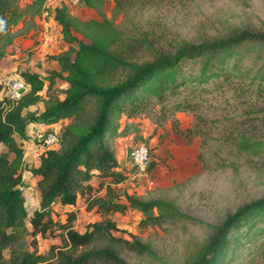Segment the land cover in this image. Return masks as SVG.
Here are the masks:
<instances>
[{"label":"trees","instance_id":"16d2710c","mask_svg":"<svg viewBox=\"0 0 264 264\" xmlns=\"http://www.w3.org/2000/svg\"><path fill=\"white\" fill-rule=\"evenodd\" d=\"M41 1L17 9L13 0H0V58L11 44V24L25 18L17 34L33 29L36 4ZM111 1L107 18L101 11V0H79L78 6L90 7L99 16L85 21L73 17L65 3L56 7L53 18L68 46L48 58L56 61L59 70H50L44 77L22 70L19 74L29 84L28 91L16 100L0 97V144L5 148L0 152V264H129L119 255L120 249L137 255H152V251L131 234L114 235L117 228L109 214L135 210L140 213L137 225L143 228L196 222L171 200L141 197L118 186L127 176L117 168L113 139L137 133L133 118L138 115H147L155 128L169 121L172 133L185 144L199 137L200 149L218 139L239 153L264 155V103L258 108H245L219 124V120L194 114L192 124L181 128L174 116L177 112L196 111L208 94L214 97L229 84L237 96L246 92L264 95V58L258 62L255 54L242 62L241 48L256 44L263 46L264 52V31L242 30L225 39L166 42L146 30L126 32L113 22L119 15L126 17L163 0ZM55 79L67 84L62 97L52 86ZM43 80L47 81L44 97L37 93ZM1 89L0 83V93ZM184 91L188 93L182 95ZM37 101L43 103L41 111L26 109ZM60 119H68V123L58 129L57 145L44 148L36 166H25L36 177L38 193L27 228L23 223L24 194L19 190L22 149L15 137L24 139L25 126L31 122L50 124ZM51 130L40 131L36 143ZM213 131L217 136H212ZM9 153L13 154L11 159ZM93 176L105 183L94 188L90 184ZM98 188H102V194H98ZM78 196L83 198L85 211L100 217L82 232L73 229V210L62 211L63 222L51 217L54 203L60 208L74 206ZM54 229H58L56 234ZM20 234L30 237L33 249L12 252L4 260L2 250L17 243ZM48 235L59 236L60 244H51L45 254L37 253L36 237ZM258 238L261 240L255 244ZM244 246L254 248L264 263V196L227 213L213 226L188 264H230Z\"/></svg>","mask_w":264,"mask_h":264},{"label":"rangeland","instance_id":"374dc122","mask_svg":"<svg viewBox=\"0 0 264 264\" xmlns=\"http://www.w3.org/2000/svg\"><path fill=\"white\" fill-rule=\"evenodd\" d=\"M33 1L13 0V6L21 9L24 4ZM65 1L73 17L78 15L87 19L85 9L78 4L69 3L68 0H42L37 3L36 13L46 21L49 19L50 23H46L42 30L38 28L25 36L23 48L10 45L5 47L0 58L1 84L8 78L20 76L19 72L22 70L38 73L42 77L50 70H58L57 63L48 56L64 49L68 44L63 41L51 18L54 19V9ZM106 8V17L109 18L112 7ZM97 17L99 19L98 15ZM21 21L19 19L11 24L12 38L20 30ZM113 22L121 25L120 28L126 32L146 30L166 42L225 39L242 30L264 31V0H163L156 5L130 12L126 17L119 15ZM73 34L83 42H88L79 34ZM73 45L76 46L75 43ZM241 48L244 51L242 62H248L255 54L259 56L258 62L264 58L261 50L263 46L244 44ZM259 50L261 53H258ZM42 82V88L37 93L44 96L47 81ZM66 86L65 81L57 79L53 88L61 96V91ZM231 86L233 85H225L214 97L208 94L203 106L194 112L175 113L179 126L189 127L194 120V114L207 120H219L216 122L219 124L228 117L237 116L245 108H258L264 103V95L246 92L237 96L230 89ZM187 93L184 91L182 95ZM2 96L3 92L0 93V97ZM40 108L41 105L38 104L33 110ZM133 121L137 123V133H132L128 141L125 138H114L112 143L116 158L124 154L128 161V178L118 186L141 197L171 200L180 211L195 218L196 222H177L143 228L137 225L140 213L135 210L109 214L117 228L114 235L128 237L131 234L152 251V255H137L120 249L119 255L129 264H188L213 226L227 213L250 200L264 196V155L239 153L231 144L220 143L218 139L210 141L206 147L200 149L199 137H193L189 144H185L179 136L172 133L169 121H165L159 128L154 127L147 115H138ZM217 134L212 132L213 137ZM139 143L146 145L149 150L151 168L148 179L151 183L133 178L134 168L129 161V151ZM198 154H201L200 161L197 159ZM215 162H222L223 165H216ZM30 193V189L24 188L26 200L23 205L26 215L23 223L27 228L28 217L33 210L27 200ZM53 219L63 222L64 217ZM99 219V216L81 212L75 216L73 229L82 232L87 224ZM57 230L54 229V234ZM259 239L261 240L258 238L255 244L259 243ZM30 242L28 235L20 234L17 243L2 250L3 259L8 260L11 253L18 250L31 251L33 247ZM51 244L59 245V236H37L36 252L45 254ZM240 250L230 264H264L254 248L247 249L244 246Z\"/></svg>","mask_w":264,"mask_h":264},{"label":"crops","instance_id":"0c3cea01","mask_svg":"<svg viewBox=\"0 0 264 264\" xmlns=\"http://www.w3.org/2000/svg\"><path fill=\"white\" fill-rule=\"evenodd\" d=\"M101 1L103 3L101 11L105 15H107L108 9L106 7L111 8L112 7V1L111 0H101ZM64 3L67 5L66 1ZM67 7H68V5H67ZM81 8L85 9V12L88 14V17H87V19H83L82 17L76 15L75 16L76 18H78L82 21H85L88 19H98L97 14L94 11V9H92L90 7H81ZM68 11L72 15L71 11L69 10V7H68ZM52 15H53V12H52ZM24 19L25 18H23L22 21L20 22V27H21ZM33 21H34L35 27L33 29L28 30L25 34H16V36L11 39V44H9L10 46H14L17 48L18 47L23 48L25 45V41H24L25 39L23 40V38L25 36L29 35V33H32L34 30H37L38 28H40V30H42L45 27L46 23H50L49 19H47V21H46V20H44V18L42 16L38 15L37 13L34 14ZM51 21H52L53 25L56 27V29H58V31H60V26L56 23V21L52 18H51ZM20 27H19V29H20ZM66 48L67 47H65L64 49H62L56 53L64 51ZM56 53H54V54H56ZM58 70H59V68H58ZM58 70H54V71H58ZM62 75H65V74L62 73ZM56 80L57 79H55V81ZM55 81H54V83H55ZM54 83L52 86H54ZM59 97H62V94ZM38 104L41 105V108L38 110H33V108L35 106H37ZM26 109L39 112L43 109V103H42V101L36 102L34 104L27 106ZM67 123H68V119H60V120L53 122V123H50V124H45V123H41V122H31L25 126L26 137L24 139H19V138L15 137L16 143L20 144V147L22 149V167H20V169H19L20 174H21V183L25 189H30L32 191V193H30L31 195L27 196V200L29 201L28 203L30 204L32 209L36 208L37 200H38V193H37V190L35 188L36 177H32L30 172L25 169V166H27V167L28 166H36L39 162V155L41 154V152L44 149L43 147L36 145V143H35L36 135L38 132L43 131V130L50 128V127H51V129L58 131V129L61 126L65 125ZM130 136L131 135H129L127 137H117L116 140L125 138L126 141H128V139L131 138ZM2 151H5V148L2 144H0V152H2ZM12 157H13V154L9 153L8 158L11 159ZM116 160L118 162L117 168L120 169L122 173L127 174V169H128L127 163H128V161H126L124 154H120V156L118 158H116ZM104 183H105L104 180H101L100 178H98L96 176H93L90 179V184L94 188H96L98 186L100 187ZM98 194H102V188H98ZM25 200H26V198H25ZM64 210H73L75 212V216H77V214H80L81 212H84V214H93L94 217L99 216L98 214L93 213L92 211H85L83 198L79 197V196L76 198V202H75L74 206H65L63 208H60L57 203H54L52 205V213H51L52 219L57 218V217H61V216L64 217V213H62V211H64ZM59 221L61 222V220H59Z\"/></svg>","mask_w":264,"mask_h":264},{"label":"built area","instance_id":"2783aa9c","mask_svg":"<svg viewBox=\"0 0 264 264\" xmlns=\"http://www.w3.org/2000/svg\"><path fill=\"white\" fill-rule=\"evenodd\" d=\"M71 4H78L79 0H68ZM29 89V84L24 81L21 76H13L8 78L3 82L1 93H4V96H7L11 100L18 99L22 94L27 92ZM40 133L38 132L35 140L40 139ZM57 131L52 129L51 131L43 134V137L39 143H36L37 146L43 148L54 147L57 145ZM129 161L134 168V176L141 180L149 182V150L146 145L139 143L131 147L129 151ZM127 176V175H126ZM128 178V177H127ZM151 183V182H149ZM19 190L24 191L23 185L19 186Z\"/></svg>","mask_w":264,"mask_h":264}]
</instances>
